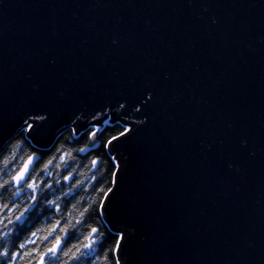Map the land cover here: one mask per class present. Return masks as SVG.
<instances>
[{
  "label": "water",
  "instance_id": "obj_1",
  "mask_svg": "<svg viewBox=\"0 0 264 264\" xmlns=\"http://www.w3.org/2000/svg\"><path fill=\"white\" fill-rule=\"evenodd\" d=\"M105 118L129 264H264V0H0V155Z\"/></svg>",
  "mask_w": 264,
  "mask_h": 264
},
{
  "label": "trees",
  "instance_id": "obj_2",
  "mask_svg": "<svg viewBox=\"0 0 264 264\" xmlns=\"http://www.w3.org/2000/svg\"><path fill=\"white\" fill-rule=\"evenodd\" d=\"M72 130L71 128L61 135L55 144L46 150L37 149L30 139H28L26 131H24L0 155V168H3L4 161L8 160L6 172H14L27 155L38 153L40 158L34 166V171L38 174V179L39 176H43L46 182H51L53 185L51 193L47 190L44 191L42 194L43 199L45 201L56 199L57 196L61 198L58 201L61 204L60 212H56L54 209L48 210L46 204H42L30 214L31 218L26 216V222L16 225V231H11L12 226L9 225L10 236L7 238L8 246L15 250V247L20 242L26 241V238L30 235V231L41 229L42 231L38 232L39 239L32 237L36 243L28 244L27 248L21 250V252L30 251L37 246L43 251L46 246H51L56 235H61L60 228L67 226L70 232H74V235L65 241L67 246L71 247L73 244L87 243L84 237L88 234L90 227H99L101 231L107 233V237L101 241L104 247L101 248L97 245L94 257L81 261V264H112V261H106L105 257L109 255V250L114 247L116 233L111 231L104 221L99 209V203L104 199V193L107 189L112 187V172L117 171V168L113 167L116 161L111 159L112 156L104 145L107 144V141L112 136H118L124 130V126L121 124H105L97 138L100 142L99 146L86 154L79 152L78 149L88 144L92 127L88 131L81 132L78 135L73 134ZM70 134L72 135L70 136ZM62 152H68L72 157L68 161L69 168L63 167V162L59 160ZM13 154H15V159H12ZM53 157H56V159H53L52 164L49 166L51 175L47 176L42 171L43 165ZM94 159L97 160L96 166L91 164V161ZM57 165L60 166L57 167ZM69 171H72V177L70 180L65 181L63 177ZM93 176H95V179H93ZM70 187L73 190L65 197L63 194L67 193ZM13 191V188L7 191L0 189V204L9 203V207H11L10 201L13 199ZM17 203H20V201L17 200ZM8 211L9 209L7 208L2 209L0 210V215H7ZM81 212H84L83 217L81 216ZM78 220L81 221L80 224H76ZM57 221L60 222V227L56 229V232L52 236H49L48 240H44L41 243L40 241L51 231ZM72 225H76V227L73 229ZM0 229H2V226H0ZM4 242V240H0V246H3ZM63 247L64 245H62ZM60 256L61 260L58 261V264H63L64 259L67 258H64L62 253ZM36 259H38V254H33L32 257L22 256V258H18L17 264H28L29 261H31V264H35Z\"/></svg>",
  "mask_w": 264,
  "mask_h": 264
},
{
  "label": "snow or ice",
  "instance_id": "obj_3",
  "mask_svg": "<svg viewBox=\"0 0 264 264\" xmlns=\"http://www.w3.org/2000/svg\"><path fill=\"white\" fill-rule=\"evenodd\" d=\"M156 95L155 90L149 86L146 88V99L144 100V105L147 106L153 99V96ZM120 109H125L127 105L125 103H120ZM137 112L140 109H135ZM49 114H44L43 110L38 111L34 114H29V119L34 121H45L48 119ZM83 116V113L81 114ZM80 117H78L79 119ZM86 119V117H85ZM97 117L93 116L92 121H96ZM109 123V120L105 118L100 121V124ZM143 123V122H141ZM25 124L29 129L33 127L32 124ZM77 130L73 128L72 133L74 134ZM102 131V127L98 124H92V131L90 132V137L92 139V143H95V139L98 136V133ZM132 128L128 127L127 124L124 125V130L119 133L118 136H112L110 140L107 141L105 147H114L113 142H119L121 137H126L131 134ZM72 134H70L71 136ZM89 145H84L79 148V152H85L88 149ZM60 151V150H58ZM15 154H13L12 159H15ZM52 159H49L44 165L42 171L45 175L50 176L51 172L49 171V166L52 164ZM72 159L70 153L62 152L59 156V160L63 162V167L69 168L70 165L68 161ZM113 161H115V157H111ZM38 157L36 153H31L27 155L25 159H23L22 163L15 169L14 172H6L8 167V160L4 161V167L0 168V189L7 191L10 188H13L14 191L12 193L13 199L10 201L11 207H9V203L0 204V210L9 209L7 215H0V240H4L3 246H0V264H17L18 258H22V256L32 257L33 254H38V259H36L35 264H58V261L61 260L60 254L62 253L64 258L63 264H81V261L94 257L96 254V246L99 245L101 248L104 247V244L101 243L107 237V233L100 230L99 227H90L88 234L84 237V240L87 243L81 244H73L71 247H68L65 241L72 235L74 232H70L66 227L60 228L61 235H56L54 237V242L51 243L50 247H45L43 251L37 246L30 251L22 253L21 250L26 249L28 244H35L36 241L32 239V237H37L38 232L42 231L41 229H37L36 231H30V235L26 238L25 242H20L18 246L15 247V250L11 249L8 246L7 238L10 236L9 225L12 226L11 231H16V225H20L25 221V217L28 216L31 218V215L37 208H39L42 204H46L48 210L54 209L56 212H60L61 204L58 202L61 198L59 196L56 199L44 200L43 193L47 190L49 193L52 192L53 185L51 182H46L43 176H39L34 171V165L37 162ZM91 164L96 166L97 160H92ZM60 165H57L59 167ZM114 168L118 169V165L113 164ZM74 171V169H73ZM6 176V178H5ZM113 180L111 183L115 184L116 187H109L107 191L104 193V199L99 203V209L101 213L107 212L108 207L107 204L111 203V199L115 196L119 190V176L118 170L112 172ZM72 177V171H69L67 175L63 177L65 181L70 180ZM95 179V176H93ZM43 185V187H42ZM72 188L70 187L67 193L63 195L67 197L71 192ZM26 197V200H25ZM39 197V198H38ZM17 200L20 203H17ZM75 207V206H73ZM87 211V210H85ZM70 215V213H69ZM81 216H84V212H81ZM81 221H77L76 224H80ZM60 227V222L57 221L56 224L52 227L51 231L48 232L47 235L43 237V240L40 242L43 243L44 240H48L49 236H52L53 233L56 232V229ZM76 225H72L74 229ZM129 234V238H130ZM95 237V238H94ZM127 244V238L123 232H119L115 237L114 247L109 250V255L105 257L106 261L111 260L112 264H129V260L127 257V253L124 251L125 245ZM62 245L64 247L62 248ZM31 264V261L28 262Z\"/></svg>",
  "mask_w": 264,
  "mask_h": 264
},
{
  "label": "rangeland",
  "instance_id": "obj_4",
  "mask_svg": "<svg viewBox=\"0 0 264 264\" xmlns=\"http://www.w3.org/2000/svg\"><path fill=\"white\" fill-rule=\"evenodd\" d=\"M25 130H26V131H28V130H29V128H28V127H26V128H25Z\"/></svg>",
  "mask_w": 264,
  "mask_h": 264
}]
</instances>
